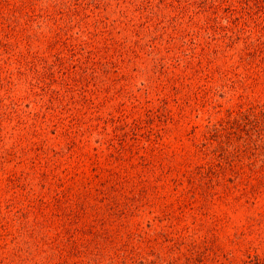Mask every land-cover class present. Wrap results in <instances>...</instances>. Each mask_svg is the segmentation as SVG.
Segmentation results:
<instances>
[{
  "label": "rangeland",
  "instance_id": "obj_1",
  "mask_svg": "<svg viewBox=\"0 0 264 264\" xmlns=\"http://www.w3.org/2000/svg\"><path fill=\"white\" fill-rule=\"evenodd\" d=\"M263 105L264 0H0V264L264 256Z\"/></svg>",
  "mask_w": 264,
  "mask_h": 264
},
{
  "label": "trees",
  "instance_id": "obj_2",
  "mask_svg": "<svg viewBox=\"0 0 264 264\" xmlns=\"http://www.w3.org/2000/svg\"><path fill=\"white\" fill-rule=\"evenodd\" d=\"M249 1H251V0H249ZM247 8L249 9V8H251V6L247 5ZM226 32H227V30H226ZM247 51H250V50L248 49ZM262 111L264 113V105L262 106ZM245 116L246 115L244 112L242 117H245ZM245 119L247 122H249L250 125H254V123L249 121L247 117ZM249 137L250 136H247V138H249ZM247 138H244L242 140V144H244L245 147H249L252 150V146L249 144L250 142H248L249 139H247ZM254 147L256 149H258L257 152L253 155L254 162H255V164H257V163H260L259 157H257V156L259 155L260 150L262 152H264V146L263 147L261 146L259 148L258 143H254ZM263 221H264V219H263ZM259 226H260V224H256V223H254V221H251V222H247L244 226L239 228V230L236 229L237 231H235L233 241H231V242L238 246V248L242 254L241 257L239 258V260L237 261V264H264V256L258 251L259 246L255 244V242H258L261 244L262 240L260 238L256 239L253 237L255 234L261 232L258 229ZM232 250H233V248L231 250H229L230 254L227 253L228 256H233ZM225 253H226V251H225Z\"/></svg>",
  "mask_w": 264,
  "mask_h": 264
}]
</instances>
